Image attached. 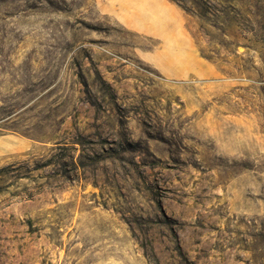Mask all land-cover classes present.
I'll use <instances>...</instances> for the list:
<instances>
[{
    "label": "rangeland",
    "instance_id": "obj_1",
    "mask_svg": "<svg viewBox=\"0 0 264 264\" xmlns=\"http://www.w3.org/2000/svg\"><path fill=\"white\" fill-rule=\"evenodd\" d=\"M167 1L0 0V264H264V0Z\"/></svg>",
    "mask_w": 264,
    "mask_h": 264
},
{
    "label": "crops",
    "instance_id": "obj_2",
    "mask_svg": "<svg viewBox=\"0 0 264 264\" xmlns=\"http://www.w3.org/2000/svg\"><path fill=\"white\" fill-rule=\"evenodd\" d=\"M135 1L145 2V5L150 6V7H154V8H160L161 7L163 9V11L171 13V15H173V17H174L173 27L162 29L160 32L167 35V36L172 35L173 37H175V36L181 37L184 43H188L189 46L192 47L191 39L189 38V40L187 41L186 35L178 27L177 12H176L175 8H173V6L170 2H168L167 0H135ZM193 54H195V53L193 52ZM2 138L3 139H1V140L6 139L7 141H11V138H8V136H6L5 138L4 137H2Z\"/></svg>",
    "mask_w": 264,
    "mask_h": 264
},
{
    "label": "trees",
    "instance_id": "obj_3",
    "mask_svg": "<svg viewBox=\"0 0 264 264\" xmlns=\"http://www.w3.org/2000/svg\"><path fill=\"white\" fill-rule=\"evenodd\" d=\"M172 1H175V2H177L176 0H172ZM178 3V2H177ZM183 8V7H182ZM184 9V8H183Z\"/></svg>",
    "mask_w": 264,
    "mask_h": 264
}]
</instances>
